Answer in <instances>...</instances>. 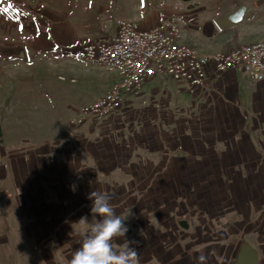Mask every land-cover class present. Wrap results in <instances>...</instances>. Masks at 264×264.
<instances>
[{
  "label": "crops",
  "instance_id": "0c3cea01",
  "mask_svg": "<svg viewBox=\"0 0 264 264\" xmlns=\"http://www.w3.org/2000/svg\"><path fill=\"white\" fill-rule=\"evenodd\" d=\"M164 82L155 96L141 87L136 116L69 124L83 147L78 188L111 196L123 217L131 209L140 264H264V82L239 70L194 89ZM69 157L30 177L33 196L44 175L67 177Z\"/></svg>",
  "mask_w": 264,
  "mask_h": 264
},
{
  "label": "rangeland",
  "instance_id": "374dc122",
  "mask_svg": "<svg viewBox=\"0 0 264 264\" xmlns=\"http://www.w3.org/2000/svg\"><path fill=\"white\" fill-rule=\"evenodd\" d=\"M230 16L239 19L234 27L221 22ZM171 17L181 42L205 55L264 40V0H0V264H68L86 233L77 223L92 204L78 188L73 157L83 147L69 124L119 80L72 50L112 35L119 20L147 29ZM164 80H147L143 93L155 96L150 88ZM136 97L128 95L115 117L136 116ZM176 109L166 111L177 116ZM67 154V177L44 175L33 196L37 159L55 168ZM53 201L63 207L50 217L45 205Z\"/></svg>",
  "mask_w": 264,
  "mask_h": 264
},
{
  "label": "built area",
  "instance_id": "2783aa9c",
  "mask_svg": "<svg viewBox=\"0 0 264 264\" xmlns=\"http://www.w3.org/2000/svg\"><path fill=\"white\" fill-rule=\"evenodd\" d=\"M77 57L112 71L119 83L98 101L82 106L73 121L76 125L117 116L128 95H138L143 84L156 77L194 89L204 86L212 73L239 70L252 82H264V40L205 55L181 42V27L174 17L147 29L119 20L112 35L88 43Z\"/></svg>",
  "mask_w": 264,
  "mask_h": 264
},
{
  "label": "clouds",
  "instance_id": "9594fccd",
  "mask_svg": "<svg viewBox=\"0 0 264 264\" xmlns=\"http://www.w3.org/2000/svg\"><path fill=\"white\" fill-rule=\"evenodd\" d=\"M88 199L92 201L94 222L90 223L87 216L80 218L77 224L85 225L86 233L68 264H140V253L134 246L138 241L127 238L125 221L132 215L131 209L127 217L117 214L110 202L112 197L97 190L91 191ZM117 240L123 243L114 247ZM199 259L203 261L205 257ZM155 264L160 261L157 259Z\"/></svg>",
  "mask_w": 264,
  "mask_h": 264
},
{
  "label": "trees",
  "instance_id": "16d2710c",
  "mask_svg": "<svg viewBox=\"0 0 264 264\" xmlns=\"http://www.w3.org/2000/svg\"><path fill=\"white\" fill-rule=\"evenodd\" d=\"M174 1H179V2H186L188 0H174ZM44 15V12L42 13L41 16ZM86 46H83L81 49L75 51V49L72 50L73 53H78V52H83ZM0 137H1V131H0ZM40 150H43V148H41ZM33 168V172L32 175L34 174H40V173H44V169H45V159L44 158H39L37 159V163L36 165L32 166ZM62 205L60 204H56V203H50L45 205L46 211L48 216L52 217L54 216L56 213L62 211ZM55 209V210H53ZM52 210V212H51Z\"/></svg>",
  "mask_w": 264,
  "mask_h": 264
},
{
  "label": "water",
  "instance_id": "95a60500",
  "mask_svg": "<svg viewBox=\"0 0 264 264\" xmlns=\"http://www.w3.org/2000/svg\"><path fill=\"white\" fill-rule=\"evenodd\" d=\"M238 20H239L238 17L230 16V17H225L221 22L225 23L224 25L226 26L234 27L237 24Z\"/></svg>",
  "mask_w": 264,
  "mask_h": 264
}]
</instances>
